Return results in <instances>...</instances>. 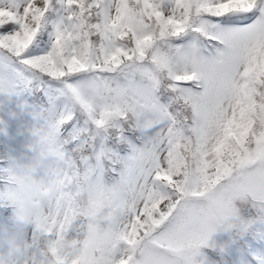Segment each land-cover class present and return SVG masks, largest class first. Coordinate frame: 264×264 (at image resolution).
Listing matches in <instances>:
<instances>
[{
	"label": "snow or ice",
	"instance_id": "snow-or-ice-1",
	"mask_svg": "<svg viewBox=\"0 0 264 264\" xmlns=\"http://www.w3.org/2000/svg\"><path fill=\"white\" fill-rule=\"evenodd\" d=\"M0 99V264H264V0H0Z\"/></svg>",
	"mask_w": 264,
	"mask_h": 264
},
{
	"label": "trees",
	"instance_id": "trees-1",
	"mask_svg": "<svg viewBox=\"0 0 264 264\" xmlns=\"http://www.w3.org/2000/svg\"><path fill=\"white\" fill-rule=\"evenodd\" d=\"M0 102H2V99H0ZM8 150V145L4 142L3 138L0 137V153H3Z\"/></svg>",
	"mask_w": 264,
	"mask_h": 264
},
{
	"label": "rangeland",
	"instance_id": "rangeland-1",
	"mask_svg": "<svg viewBox=\"0 0 264 264\" xmlns=\"http://www.w3.org/2000/svg\"><path fill=\"white\" fill-rule=\"evenodd\" d=\"M27 144H28V140H26L25 137H21L20 144L16 146L17 150H19L21 147H26Z\"/></svg>",
	"mask_w": 264,
	"mask_h": 264
}]
</instances>
